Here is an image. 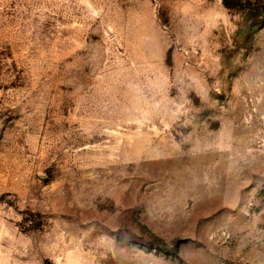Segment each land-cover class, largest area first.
I'll return each mask as SVG.
<instances>
[{"label": "rangeland", "instance_id": "374dc122", "mask_svg": "<svg viewBox=\"0 0 264 264\" xmlns=\"http://www.w3.org/2000/svg\"><path fill=\"white\" fill-rule=\"evenodd\" d=\"M0 0V264H264V0Z\"/></svg>", "mask_w": 264, "mask_h": 264}, {"label": "trees", "instance_id": "16d2710c", "mask_svg": "<svg viewBox=\"0 0 264 264\" xmlns=\"http://www.w3.org/2000/svg\"><path fill=\"white\" fill-rule=\"evenodd\" d=\"M224 2L226 3V5L230 8H242L245 6V4H243V2H233L232 0H224Z\"/></svg>", "mask_w": 264, "mask_h": 264}]
</instances>
